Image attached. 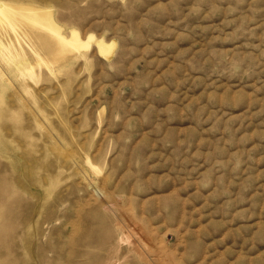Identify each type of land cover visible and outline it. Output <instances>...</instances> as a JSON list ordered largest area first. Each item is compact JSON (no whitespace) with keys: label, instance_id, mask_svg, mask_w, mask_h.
Segmentation results:
<instances>
[{"label":"rangeland","instance_id":"1","mask_svg":"<svg viewBox=\"0 0 264 264\" xmlns=\"http://www.w3.org/2000/svg\"><path fill=\"white\" fill-rule=\"evenodd\" d=\"M1 1L0 264H264V0Z\"/></svg>","mask_w":264,"mask_h":264},{"label":"bare ground","instance_id":"2","mask_svg":"<svg viewBox=\"0 0 264 264\" xmlns=\"http://www.w3.org/2000/svg\"><path fill=\"white\" fill-rule=\"evenodd\" d=\"M33 4V3H32ZM23 3H12V2H7V1H1L0 2V14H2V18L3 19H5V20H7V21H9V22H12V17L7 13V11L9 10V9H11V10H15L16 8L18 9V8H23ZM36 7H35V9L36 8H38V6L36 5V4H34ZM32 6V5H31ZM27 8H29V7H27ZM40 8H42V7H40ZM19 10V9H18ZM21 11V10H20ZM37 11V10H36ZM35 11V12H36ZM29 12H32L31 10L29 11ZM38 12V11H37ZM45 12V11H44ZM11 13H13V12H10V14ZM20 13V12H19ZM33 13V12H32ZM46 13V12H45ZM22 14V13H21ZM36 14V13H35ZM34 15V14H33ZM37 15V14H36ZM39 15V14H38ZM37 15V16H38ZM47 15H48V13H47ZM22 16V15H21ZM45 16V15H44ZM41 17H42V15H41ZM41 17H35V16H29L28 18H30L32 21H35V22H41ZM39 18V19H38ZM47 18V17H46ZM0 20H1V18H0ZM46 20V19H45ZM49 20V22L50 21H52V19H48ZM54 22H50V24L53 26V28H52V30H54L55 32H58V34L61 36V40H62V42L64 43V45H71V48L72 47H79L80 48V46H88V44L90 43V41H94V43L96 44V48L99 50V51H101V52H107L108 51V45H107V43H105L104 41H103V39L102 38H100V37H96V36H94L92 33L91 34H89V35H86L87 36V38H85V39H81V38H79L78 37V35L75 33V30H77V29H73V28H71V36L70 37H66L65 35H63L60 31H59V29H57L56 28V25L55 24H53ZM41 24V23H40ZM10 25H11V27H12V31H13V33L11 32V34L10 33H7L6 31H4V32H2V33H0V41H3V39H5V41L6 42H8V43H12V42H14V43H17L18 44V46L25 52V50L26 49H29V48H24V45H25V43H24V45H23V41L22 40H25V33L26 32H24V31H20L17 27H15L14 25H13V23H10ZM2 30H4V29H2ZM24 30V29H23ZM77 33H79V30H77L76 31ZM29 36V35H28ZM69 36V35H68ZM84 38V37H83ZM27 40V39H26ZM29 41V40H28ZM31 44H32V42H31ZM28 45H30L29 44V42H28ZM62 45V44H61ZM63 46V45H62ZM90 46V45H89ZM26 47V46H25ZM30 48H31V50H32V54L33 53H36L37 55H38V50L36 49V47H34V46H32V45H30ZM82 48V47H81ZM87 48V47H86ZM66 49H67V47H66ZM75 49V48H74ZM63 50V49H62ZM27 51H29V50H26V52ZM36 54H34V55H36ZM40 57V56H39ZM43 59V58H42ZM30 66V65H29ZM27 69V68H26ZM91 164V163H90ZM1 207V206H0ZM7 207V206H6ZM5 217V216H4ZM5 218H7V217H5ZM4 220V219H3ZM11 224V223H10ZM6 244V243H5ZM8 248V247H7Z\"/></svg>","mask_w":264,"mask_h":264}]
</instances>
